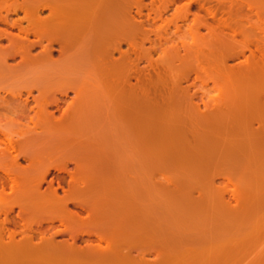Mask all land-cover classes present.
<instances>
[{"label": "bare ground", "instance_id": "obj_1", "mask_svg": "<svg viewBox=\"0 0 264 264\" xmlns=\"http://www.w3.org/2000/svg\"><path fill=\"white\" fill-rule=\"evenodd\" d=\"M175 1L181 0H148L147 3L144 0H0V65L6 71L0 77V264H72L77 261L104 264L110 254V245L121 249L127 229L124 222L125 205L119 192L108 187V183L116 180L120 174L110 173L112 168L109 163L112 161H109L108 152L102 147L96 152L90 148V151L81 149L72 154L68 161L46 168L39 174L32 159L37 140L51 134L70 132L81 126L80 122L88 117V112L91 108L94 110V106H104L107 122L114 131L111 144L112 149L116 150L115 159L120 160L117 154L121 152L126 156L129 154L133 162L145 161L150 166L159 162L156 148L159 129L155 108L160 104L165 114L171 115L166 119V131H181L190 138V143L187 142L190 148L182 146L186 152L181 160L186 166H182L183 170L175 168L180 169L179 175L174 174L177 179L179 177L192 184V181L212 179L214 170L219 166L226 167L223 170L227 172L240 166L249 173L244 172L245 176L247 174L245 180L248 187L241 190L244 195L241 200L244 202L241 204L245 206L243 208L249 206L245 203L250 202L246 198L257 195V191H253L256 183H253L262 180L264 172L262 163H259L263 162L260 155L264 149V113H258V106L252 105L259 95V99L262 98L263 92L254 88L257 85H253L250 90L252 85L248 82L253 75L251 68H254L253 71L255 68L264 69V44L258 46L256 41H242L241 46L236 45L241 50L235 53L236 46L232 45L236 42L233 39L239 30L222 20L221 29L229 32L224 33L229 41L220 36V41L211 44L225 50V55L218 60L217 73L222 76L233 73L244 85L235 95V102H205L193 90L199 75L204 72L203 62L206 58L201 48H182L183 55L165 52L168 55L164 59L152 60L151 57L156 46L161 47L170 40V25L162 16ZM191 2L196 3L194 0ZM190 3L187 4L188 8ZM197 6L198 9L203 8L201 4ZM145 9L154 16L150 17V13L144 15L142 11ZM44 11L47 16L42 17ZM204 11L210 20L215 19L216 9L208 7ZM19 15L20 18H13ZM172 26V34L176 35L178 26L176 23ZM199 28H209L206 18L200 21ZM122 46L126 49L122 50ZM250 46L259 54L260 58H256L261 63H257L263 66L257 63L258 67H248V64L242 63L233 68L226 66L228 60L242 57L244 51L250 54ZM159 69L167 74V70L171 71L170 75L166 74L169 85H165L162 91L156 89L161 81L158 78ZM150 72L156 74L154 80H151ZM144 73L147 80H142ZM258 87L261 91L264 89V86ZM251 106L258 111L253 112ZM243 113L247 114V117L244 115L247 124L245 120L240 122L238 119ZM235 118L251 134L242 131L244 135L241 133L239 138L242 144H248L247 151L251 153L250 160L245 162L231 160L229 156L230 161H222L218 157L219 151V155L215 156L211 153L213 150H209L212 138L220 139L218 136ZM252 122L256 124L255 128L252 126L253 129ZM181 134H177L178 137ZM187 157H192V160ZM222 157L225 158V155ZM19 160H23L25 165H21ZM187 160L194 162L195 167L187 166ZM163 161L160 163L164 164ZM187 167L189 172L185 169ZM202 170H207L203 171L206 174L208 170H213L209 171L213 175L205 176L200 173ZM224 172H221L220 177L229 181V174ZM152 176L156 177L154 174ZM159 176L162 178V175ZM198 188L201 190L200 186ZM210 191L212 189L208 190V194ZM231 191V197L237 194L233 190L232 195ZM217 192V198L222 199L225 191ZM81 212L85 215H81ZM259 240L263 242V239ZM237 244H232L235 246L234 251L227 247L221 251L224 256L230 249V253H235L239 260L233 255L231 258L234 263L231 264H238L241 259L240 242ZM117 250L113 249V252ZM221 252H218L221 259L219 257L217 263L211 260L214 256L210 257V254H205L203 259L211 258L207 264L212 261L221 264L222 258L223 262H227L229 254L225 259ZM218 253L214 252L217 259ZM245 260L247 264H260L262 254H254L248 261Z\"/></svg>", "mask_w": 264, "mask_h": 264}, {"label": "rangeland", "instance_id": "obj_2", "mask_svg": "<svg viewBox=\"0 0 264 264\" xmlns=\"http://www.w3.org/2000/svg\"><path fill=\"white\" fill-rule=\"evenodd\" d=\"M190 1L193 0L175 1L173 4L169 5L167 10L165 11L162 18L165 19V21L168 22V24L170 25L168 27L170 32V40L163 44L161 47H155V52H151L152 60L164 59L167 54L165 52H170V55H173L175 53L183 55L184 52L182 48L185 47H192V49L194 50L201 48L206 58L203 62L204 72L199 75L198 79L195 82L193 90L197 91V93L202 97L203 101L208 102L210 104L232 100L233 102H235L237 100L235 95L239 93L240 89H242V85L244 84L233 73H228L224 76L219 75L217 73L218 60L225 55V50L220 49L219 47H217V45L211 46V44H215L217 40L220 41V38L222 36L224 37H222L224 40L226 39L227 41H229L228 38L225 37L226 34L229 32L223 30V28L221 29V22L222 20H224L226 21V23H229L232 28L236 27V30H239L236 31L238 32V35L236 34L237 36H235V39H233V41L235 40L237 44L235 43L232 46H241L240 43L246 40L251 43L253 41V43L258 42V46L263 45L264 0H194L196 3L201 4L203 6V8L200 9H198V4L193 2L190 3ZM144 2L147 3L148 0H144ZM189 3L191 4V6L188 8L187 4ZM155 6L158 7V4L155 3ZM208 7L216 9V17L214 20H210L209 16L204 11V8ZM142 12L144 15L150 13L147 9L143 10ZM149 15L150 17L154 16L152 13H150ZM45 16H47L46 11L42 13V17ZM20 17L21 15L17 17L13 16L14 19ZM203 18H206L207 22L209 23V28L207 30L199 28V23ZM173 23H176L178 26V31L176 35L172 34L174 31V28L172 26ZM23 25L25 24L23 23ZM224 33L226 34L224 35ZM239 33H241V35ZM237 46L234 49L235 53L241 50L240 47L237 48ZM125 49L126 47L122 46V50ZM250 50H252L254 55L252 52L251 55V53L249 54L247 51H244L242 57H237L235 59H232L231 61L228 60L226 62V66H228V68H233L238 64L241 65V63L243 65L248 64V67L250 65V67L263 66L257 63L260 60L258 59L260 57L258 56L259 54L254 51L253 46H250ZM255 63H257L258 66H256L257 64ZM262 68L263 67H261L260 69ZM251 69V73L253 72V75L248 84L251 83L252 86L249 87V89L252 90V87H254L253 85H257V87L254 88L259 89L261 93L263 92L262 98L260 97L259 99V96L261 95H259L258 98H256V96L253 97L256 98L255 100L258 99V104L255 100H253L254 105L252 106H258L256 107L260 111L258 113H264V89L262 88L263 90L261 91V88L258 87L264 86V73H262L264 69L260 70L259 68H255V71H253L254 68ZM167 71L170 75L171 71ZM2 74H6V71L0 65V77L3 76ZM166 74V71L163 72V70L161 69L158 70V78L161 79V81H159V83L156 85V89L158 91L164 90L165 85H169V82H167L168 80L166 81V79L168 78V74ZM150 77L151 80H154L156 78V74L154 75V73L150 72ZM147 78L148 77H146L144 73L142 75V80H147ZM141 86L144 87L149 85ZM259 90H254V92H259ZM252 106L251 108H253V112L258 111H255L254 107ZM94 107V110L91 108V111L88 112L89 118L85 117V119L80 122L81 126H77L78 129L76 127L70 132L51 134L41 138L40 140H37L36 144H34L33 147L34 158L32 159L34 162V167L39 174L46 168H51L52 166L59 165L60 163H62V161H68L71 158L72 154H75L76 152H78V150L81 149L88 150L90 148L92 151L96 152L102 150L100 148L102 147L104 151L106 150L105 152H108V155H110L109 161H112V163H109L110 169L112 168L110 173L112 172L113 174L118 175L119 172L120 174L118 176L122 175L120 176L121 178L119 177V180H117V176L116 180L114 179L112 180V182L110 181L108 183V187H111V190L114 189L118 191L123 200V203L125 205L124 222L126 224L125 227L127 229H125V239L122 243L123 245L120 246L121 249L118 248L119 250H117L116 247L113 248L110 245V254L107 255L106 259L108 263L104 262V264H207L206 262H209V259L211 258L206 257L205 259H208L206 261H203L205 260L203 259L206 256L205 254H210V257H215L214 252L220 253L221 251L226 250V248L224 250L223 247H227V249L233 248L234 251V245H236L237 243V245H239V242L240 246L238 247L242 250L240 251L241 259L238 264H247L244 262V260L247 258V260L245 261H248L250 257L252 258L254 254L257 253H259L260 255L262 254L261 263L264 261V172L262 175L263 179H260L258 181L256 180L257 182L255 181L253 183H256L253 186V191H257V195L253 193V196L246 198L250 201H245L246 204L248 203L247 206H249L246 207L247 209L243 208L244 205L242 206L241 204H243L244 202L242 203L241 200L244 199V195L242 196L241 190H244L248 187V185H246L247 180L245 179H247V174L249 173L248 171H244L245 169L241 168L240 166H236V168L232 167V172L231 169H228L227 172L226 169L223 170L224 166H219L214 170L216 174L212 172L215 175L212 177V179L208 178V180L206 179L207 181H192V184L190 181L179 179V177L177 179V176H174L175 173L177 175L180 174V172H178L180 169L177 170L178 167L182 168L183 166L184 168L186 166L183 160H181L183 159V157L181 156H184L183 154L186 152L185 147L187 149L188 147L190 148V138L187 133H183L181 131H173L171 133L166 131V119L169 118V116L171 115L165 114V110L163 109L162 105L158 104L155 108V113L157 117L156 124L159 129L156 137V148L160 158L158 157L159 162H157V164H155L154 166H150L145 161L133 162L130 160L129 154H127L126 156L125 153H122V155L121 152L117 154L120 160L115 159L116 150L112 149L113 145L111 144L112 138L114 136V131H112L111 125L107 122L108 117L105 114L104 106ZM246 113H243V115L238 119L240 120V122H243L245 120V123L247 124V118H244L245 116L247 117L248 113ZM233 120L236 121L237 119L235 118ZM232 121H230L231 125L229 123V125L225 127L223 131L221 130L223 136L222 134H220V136H218L220 137V139L212 138L211 142H209V144L211 143L209 150H213L211 153L215 156H218L220 154L221 158L220 156L218 157L222 161L229 160V157L231 160H240L244 162L248 161L251 158V153L248 152L249 150L247 151L248 144H246L244 141L243 142L245 144H242V140H239L240 136L244 135V132L242 133V131H245V127L244 125L243 127H241V123L238 122V120L237 122ZM253 122L251 124V128L252 126L253 128H255L256 126V124ZM248 128H246V130ZM233 130L236 132H233ZM245 132L246 134L248 133L249 135H251L248 130ZM241 133L242 135H240ZM165 134H167L168 137ZM177 134H181V136L178 137ZM182 135H184V137ZM169 139L172 140L170 141ZM176 141L181 145L179 144L178 146V143ZM187 142H189V145L187 144ZM236 142H239V144ZM157 145L159 146V148L157 147ZM182 146L185 147H183L182 149ZM172 147L179 149V151L175 149L176 152H174L175 150L173 151ZM160 151L161 153H159ZM218 151L220 152L219 154ZM226 151L228 154L226 153ZM223 152L224 154H222ZM222 155H225V158H223ZM165 156L167 160H165ZM260 156L263 157V162L259 163L260 165L262 163L261 166L264 167V149L261 150ZM261 157H259V159H261ZM188 158L189 157H187V159ZM114 159L115 161L113 163ZM163 160H165V162ZM119 161L122 162L118 164ZM160 161H163L164 164H161ZM187 161V166H189L190 168L195 167L194 162H191L190 160ZM18 162L21 165H25V162L23 160H19ZM162 165H164L165 168H163ZM166 167L170 168V170L168 168L166 169ZM185 169L187 172H189L188 167ZM203 171L206 172L207 170L200 171V173L205 176L211 177L213 175L209 172L213 170H208L207 174ZM221 172L229 174V181H226V179L220 177ZM237 172L239 176L237 175ZM244 172L247 173L246 176ZM234 173H236V175ZM239 173L242 174L240 175ZM153 174L156 177H153ZM159 175H162V178ZM149 176H152L153 179ZM163 178H166L167 181ZM248 183H250L249 180ZM198 185L201 187V190L198 188ZM63 186L64 189H66L65 183L63 184ZM232 188H234V193H237L233 197H231V194H229ZM211 189L212 192L210 191V193L208 194V190ZM220 190L225 191L224 195L222 196V199L221 197L218 199V196L216 195L218 193L217 191L221 192ZM233 190L231 191L232 195L234 194ZM238 192H240L239 195ZM60 194V191H58V195ZM200 195L202 197H200ZM203 196L205 202L204 200H202ZM254 199L257 200L253 202ZM251 201L253 203H251ZM187 204H189V206ZM239 204L242 208L239 207ZM233 207H235V209L238 208V210H235ZM69 208L71 209V206H69ZM197 208H199L200 210ZM240 208L241 211H239ZM232 211L234 212L232 213ZM82 214H84V212H81V215ZM257 231H259L260 233ZM259 239H263L261 240L263 242H260ZM232 244L234 245L232 246ZM242 244H244V246ZM101 245L103 246L104 244ZM253 245H255V247ZM113 249H116L117 251H115L114 253ZM216 249L218 252L216 251ZM231 249L227 250L229 252H225L229 254L230 257L227 254L226 256H224L221 252L222 256L225 259L227 256L228 259L230 258V262L228 260L227 262L224 261L225 263L222 261V258L221 264H231V262L233 261V258H231V256L233 257V255L235 254L233 252L230 253ZM250 251L253 253L250 254ZM249 255L250 257H248ZM184 256L187 258H185ZM217 256L218 259L217 257H215V259L214 257H212L211 260H216L217 263L218 261H220L219 257L221 259V254ZM234 256L235 258L237 257L236 255ZM213 261L210 264H214ZM72 264L83 263L77 261L75 263L73 262Z\"/></svg>", "mask_w": 264, "mask_h": 264}]
</instances>
